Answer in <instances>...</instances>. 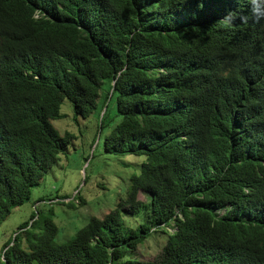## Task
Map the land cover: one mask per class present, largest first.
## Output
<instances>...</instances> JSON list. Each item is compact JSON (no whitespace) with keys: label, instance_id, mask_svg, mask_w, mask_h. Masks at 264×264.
I'll return each instance as SVG.
<instances>
[{"label":"trees","instance_id":"1","mask_svg":"<svg viewBox=\"0 0 264 264\" xmlns=\"http://www.w3.org/2000/svg\"><path fill=\"white\" fill-rule=\"evenodd\" d=\"M263 4L0 0V225L68 151L64 99L87 118L108 82L104 151L143 157L114 209L63 243L36 209L0 264H264Z\"/></svg>","mask_w":264,"mask_h":264},{"label":"rangeland","instance_id":"2","mask_svg":"<svg viewBox=\"0 0 264 264\" xmlns=\"http://www.w3.org/2000/svg\"><path fill=\"white\" fill-rule=\"evenodd\" d=\"M109 86L108 82L104 84L98 109L87 118L77 117L71 102L62 100L63 116L52 123L61 135L69 132L74 139L68 151L60 155L52 173L33 190L32 199L16 207L1 223L0 255L4 244L14 238L22 223L30 221L36 209L46 213L52 210L53 221L59 229L56 241L63 243L74 237L92 217H103L115 208L120 197H126L130 178L139 173L143 157H119L104 151L105 137L120 119L116 116L115 96L107 98ZM41 198L46 200L38 202ZM147 240L139 249L144 259L152 260L160 253V245L157 247V239Z\"/></svg>","mask_w":264,"mask_h":264},{"label":"clouds","instance_id":"3","mask_svg":"<svg viewBox=\"0 0 264 264\" xmlns=\"http://www.w3.org/2000/svg\"><path fill=\"white\" fill-rule=\"evenodd\" d=\"M262 2H264V0H261ZM262 9H255L251 12H249V14H251L252 18H254L255 20H259L260 22L262 20H264V4L261 6ZM260 34V23L259 26L256 30V32L251 36V38H258Z\"/></svg>","mask_w":264,"mask_h":264}]
</instances>
